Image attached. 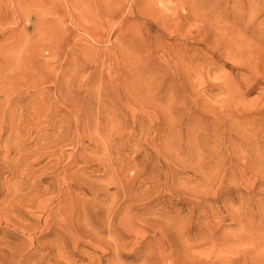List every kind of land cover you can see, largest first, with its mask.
I'll use <instances>...</instances> for the list:
<instances>
[{
    "label": "rangeland",
    "instance_id": "obj_1",
    "mask_svg": "<svg viewBox=\"0 0 264 264\" xmlns=\"http://www.w3.org/2000/svg\"><path fill=\"white\" fill-rule=\"evenodd\" d=\"M11 263L264 264V0H0Z\"/></svg>",
    "mask_w": 264,
    "mask_h": 264
},
{
    "label": "bare ground",
    "instance_id": "obj_2",
    "mask_svg": "<svg viewBox=\"0 0 264 264\" xmlns=\"http://www.w3.org/2000/svg\"><path fill=\"white\" fill-rule=\"evenodd\" d=\"M192 6H190V10H191ZM191 15H193V13H190ZM16 253V252H15ZM28 254V253H27ZM30 254V253H29ZM11 255V254H10ZM28 256V255H27ZM12 258V256H11ZM19 258V257H18ZM13 259V258H12ZM22 259V258H21ZM24 259V258H23ZM3 262V261H2ZM12 264V263H11Z\"/></svg>",
    "mask_w": 264,
    "mask_h": 264
}]
</instances>
